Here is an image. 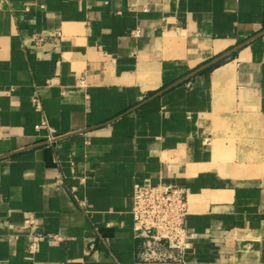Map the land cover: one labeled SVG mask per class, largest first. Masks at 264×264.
<instances>
[{"label":"crops","instance_id":"0c3cea01","mask_svg":"<svg viewBox=\"0 0 264 264\" xmlns=\"http://www.w3.org/2000/svg\"><path fill=\"white\" fill-rule=\"evenodd\" d=\"M140 184L188 191L183 260ZM0 264H264V0H0Z\"/></svg>","mask_w":264,"mask_h":264},{"label":"built area","instance_id":"2783aa9c","mask_svg":"<svg viewBox=\"0 0 264 264\" xmlns=\"http://www.w3.org/2000/svg\"><path fill=\"white\" fill-rule=\"evenodd\" d=\"M85 83L81 81L80 84ZM188 191L176 185L140 184L134 189L132 212L138 256L145 262H178L191 247L187 237ZM34 219L27 217L24 227ZM43 236H35L30 246L35 251Z\"/></svg>","mask_w":264,"mask_h":264},{"label":"trees","instance_id":"16d2710c","mask_svg":"<svg viewBox=\"0 0 264 264\" xmlns=\"http://www.w3.org/2000/svg\"><path fill=\"white\" fill-rule=\"evenodd\" d=\"M220 63H221V62H217L216 64H214L213 66H211L209 69H211V68H213V67L219 65Z\"/></svg>","mask_w":264,"mask_h":264},{"label":"water","instance_id":"95a60500","mask_svg":"<svg viewBox=\"0 0 264 264\" xmlns=\"http://www.w3.org/2000/svg\"><path fill=\"white\" fill-rule=\"evenodd\" d=\"M227 54L222 55V57L226 56Z\"/></svg>","mask_w":264,"mask_h":264}]
</instances>
